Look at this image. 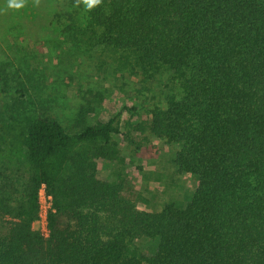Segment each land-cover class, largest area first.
<instances>
[{
  "label": "trees",
  "instance_id": "1",
  "mask_svg": "<svg viewBox=\"0 0 264 264\" xmlns=\"http://www.w3.org/2000/svg\"><path fill=\"white\" fill-rule=\"evenodd\" d=\"M70 2L122 53L117 69L172 81L149 128L198 185L186 202L140 209L126 175L100 176L99 161L119 157L121 112L87 124L81 106L71 133L42 105L25 129L24 194L0 196V264H264V0ZM42 187L48 234L33 225Z\"/></svg>",
  "mask_w": 264,
  "mask_h": 264
},
{
  "label": "rangeland",
  "instance_id": "2",
  "mask_svg": "<svg viewBox=\"0 0 264 264\" xmlns=\"http://www.w3.org/2000/svg\"><path fill=\"white\" fill-rule=\"evenodd\" d=\"M75 8L70 0H40L38 6L28 0L23 9L6 10V0H0V74L5 91L0 93V196L16 200L24 194L29 166L25 129L42 105L71 133L82 128L78 113L84 106L87 124L121 112L120 132L113 135L119 157L99 161L102 178L126 175L140 195L137 205L142 210L160 211L173 199L186 202L197 179L178 172L174 162L178 145L156 137L149 128L150 107L165 105L172 81L161 74L147 79L130 66L117 69L122 53L100 46L88 34L84 11L78 8L76 13ZM41 205L49 206L45 195ZM6 219H0V236L6 232ZM33 225L43 231L40 221ZM139 241L150 254L145 238Z\"/></svg>",
  "mask_w": 264,
  "mask_h": 264
},
{
  "label": "clouds",
  "instance_id": "3",
  "mask_svg": "<svg viewBox=\"0 0 264 264\" xmlns=\"http://www.w3.org/2000/svg\"><path fill=\"white\" fill-rule=\"evenodd\" d=\"M103 0H75V5L78 7L81 3L85 6L86 10H92L102 4ZM28 3V0H6V10H20L23 9ZM40 0H33V4L38 6Z\"/></svg>",
  "mask_w": 264,
  "mask_h": 264
},
{
  "label": "built area",
  "instance_id": "4",
  "mask_svg": "<svg viewBox=\"0 0 264 264\" xmlns=\"http://www.w3.org/2000/svg\"><path fill=\"white\" fill-rule=\"evenodd\" d=\"M42 195H45L48 199H49V206L47 208H43V206L41 205V210H40V218L38 219V221L41 222L42 224V229H43V232L45 234H48V227H47V212H48V209L50 208L51 206V196L50 195H47L46 192H45V189L44 187L41 188V191H40V204H41V196Z\"/></svg>",
  "mask_w": 264,
  "mask_h": 264
}]
</instances>
